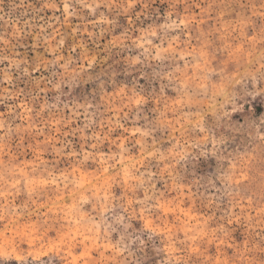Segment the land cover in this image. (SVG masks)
<instances>
[{
    "label": "rangeland",
    "instance_id": "374dc122",
    "mask_svg": "<svg viewBox=\"0 0 264 264\" xmlns=\"http://www.w3.org/2000/svg\"><path fill=\"white\" fill-rule=\"evenodd\" d=\"M0 264H264V0H0Z\"/></svg>",
    "mask_w": 264,
    "mask_h": 264
}]
</instances>
